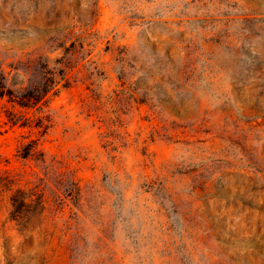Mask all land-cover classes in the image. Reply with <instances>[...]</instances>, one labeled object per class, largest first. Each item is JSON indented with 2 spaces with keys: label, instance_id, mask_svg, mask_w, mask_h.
<instances>
[{
  "label": "rangeland",
  "instance_id": "1",
  "mask_svg": "<svg viewBox=\"0 0 264 264\" xmlns=\"http://www.w3.org/2000/svg\"><path fill=\"white\" fill-rule=\"evenodd\" d=\"M0 84V264H264V0H0Z\"/></svg>",
  "mask_w": 264,
  "mask_h": 264
},
{
  "label": "trees",
  "instance_id": "2",
  "mask_svg": "<svg viewBox=\"0 0 264 264\" xmlns=\"http://www.w3.org/2000/svg\"><path fill=\"white\" fill-rule=\"evenodd\" d=\"M52 87H48L46 90L38 93H35L37 88H34L35 94L29 93L27 96H25L24 94L18 93L16 96L11 97L10 95H12V92L10 90L5 92L4 85L0 84V99H4L6 97V102L1 106L0 117H2V124L10 128H14L16 126L22 128L26 127V123L21 120L23 115L19 110H17V106L23 109H29L35 106L49 92V90L52 89ZM7 104L9 107H7ZM36 142L37 141H32V143L35 145L37 144ZM28 146H31V143ZM32 151H34L33 146L28 147L27 156L30 155L29 153Z\"/></svg>",
  "mask_w": 264,
  "mask_h": 264
}]
</instances>
